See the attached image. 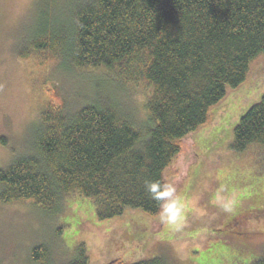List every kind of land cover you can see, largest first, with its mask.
<instances>
[{
	"label": "trees",
	"instance_id": "obj_1",
	"mask_svg": "<svg viewBox=\"0 0 264 264\" xmlns=\"http://www.w3.org/2000/svg\"><path fill=\"white\" fill-rule=\"evenodd\" d=\"M41 0L21 58L61 68L104 69L146 91L145 123L116 104L87 103L73 114L49 100L32 131V154L0 170V203L30 201L48 215L68 196L90 199L99 221L139 210L157 217L174 195L165 178L183 140L212 107L264 61V0H89L61 18ZM264 148V94L238 121L232 149ZM158 185L156 192L149 186ZM172 192V194H171ZM44 245L30 260L48 264ZM65 264H89L85 244ZM108 264H165L162 258ZM252 264H264V257Z\"/></svg>",
	"mask_w": 264,
	"mask_h": 264
},
{
	"label": "rangeland",
	"instance_id": "obj_2",
	"mask_svg": "<svg viewBox=\"0 0 264 264\" xmlns=\"http://www.w3.org/2000/svg\"><path fill=\"white\" fill-rule=\"evenodd\" d=\"M41 0H0V170L33 152L32 131L49 100L73 114L87 103L116 104L145 123L146 91L121 83L104 69L61 68L58 60L26 59V40ZM89 0H52L61 18ZM264 94V61L245 83L212 107L208 123L183 140V152L165 174L171 194L165 214L139 210L99 221L90 199L68 196L48 215L30 201L0 203V264H35L32 249L44 245L48 264L70 262L80 243L89 264L119 259L136 263L252 264L264 257V148L232 149L239 119ZM109 101V102H108ZM108 102V103H107Z\"/></svg>",
	"mask_w": 264,
	"mask_h": 264
},
{
	"label": "clouds",
	"instance_id": "obj_3",
	"mask_svg": "<svg viewBox=\"0 0 264 264\" xmlns=\"http://www.w3.org/2000/svg\"><path fill=\"white\" fill-rule=\"evenodd\" d=\"M158 190V185L152 184L149 186V191L150 192H156Z\"/></svg>",
	"mask_w": 264,
	"mask_h": 264
}]
</instances>
